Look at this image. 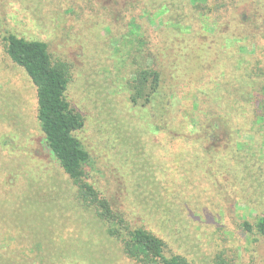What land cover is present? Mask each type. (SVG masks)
<instances>
[{
    "label": "rangeland",
    "instance_id": "374dc122",
    "mask_svg": "<svg viewBox=\"0 0 264 264\" xmlns=\"http://www.w3.org/2000/svg\"><path fill=\"white\" fill-rule=\"evenodd\" d=\"M236 2L233 15L203 17L221 1L0 0L1 253L26 242L46 264H137L45 142L36 87L3 40L14 33L46 42L68 65L67 97L85 119L76 136L91 154L87 181L115 210L196 264H214L219 251L235 264H264V239L241 227L264 215V128L251 120L264 84V0ZM253 14L260 29L241 23ZM146 65L161 70V91L174 97L169 131H156L161 112L131 100ZM216 107L232 131L178 140L192 120L206 133L200 124Z\"/></svg>",
    "mask_w": 264,
    "mask_h": 264
},
{
    "label": "trees",
    "instance_id": "16d2710c",
    "mask_svg": "<svg viewBox=\"0 0 264 264\" xmlns=\"http://www.w3.org/2000/svg\"><path fill=\"white\" fill-rule=\"evenodd\" d=\"M220 1L221 3L214 8L201 9L202 16H208L221 8L228 12L232 9L234 12L239 7L236 0ZM206 12L207 14H205ZM255 15H249L248 19L243 17L241 23L251 26L254 24L256 29H260L256 18H254ZM253 36L248 35V37ZM235 38L233 40L241 41L240 38L242 37L236 35ZM3 40L6 43L9 57L26 71L36 87L37 117L45 142L64 172L79 187L78 193L84 205L96 212L99 219L106 225L107 233L121 242L123 255L137 264H196L186 256L169 248V243L153 231L145 226L132 224L125 213L121 210H115L105 195L87 181V167L91 162V154L76 136V132L84 127L85 119L81 113L76 111L67 97V90L71 81L68 65L64 62H56L48 44L44 41L29 40L14 33H7L3 36ZM258 70V68L256 71L253 69V72L248 74V78L254 74L260 76V73L263 72L260 69V73H258ZM162 75L159 68L146 65L136 70L134 79L130 84L132 102L136 104L143 102V105L149 106V108L154 107L153 109L161 112L159 122L155 125L158 132L169 131L175 117V112L172 109L175 105L174 97L171 100V97L168 98V94H163L161 91ZM257 86L259 92L256 93H258L259 99L253 103L254 119H251L252 126L264 128V84ZM195 105L199 106L198 102ZM221 105L217 102L218 108ZM218 108L216 107L215 112L200 124L202 127L200 129L207 130L206 133H199L197 130L198 122L192 120L187 123V125L193 126L191 131L182 132L181 129H177L175 135H177L178 140L193 138L200 143L207 140L210 142L212 141L211 133L219 134L220 130L226 133L232 131L230 130L233 127L232 124L225 121L218 113ZM191 133H195V135L192 136ZM239 147L242 145L240 144ZM241 227L245 232L255 233L264 239V215L259 216L255 223L248 220L244 221ZM19 245L22 246L13 249L4 246L6 252L1 253L0 251V264H46L37 262L29 256L28 243L23 242ZM12 254L15 256L11 257ZM234 261V256H230L224 251L217 252L214 257V264H235Z\"/></svg>",
    "mask_w": 264,
    "mask_h": 264
}]
</instances>
